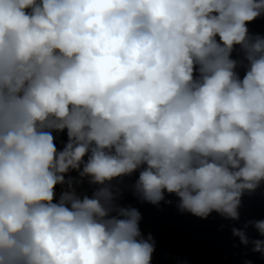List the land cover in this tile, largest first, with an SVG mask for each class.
I'll list each match as a JSON object with an SVG mask.
<instances>
[{"label":"clouds","instance_id":"1","mask_svg":"<svg viewBox=\"0 0 264 264\" xmlns=\"http://www.w3.org/2000/svg\"><path fill=\"white\" fill-rule=\"evenodd\" d=\"M261 16L264 0H0V264H151L113 183L137 172L141 201L238 221L264 184ZM249 226L264 238V220L233 236L264 254Z\"/></svg>","mask_w":264,"mask_h":264}]
</instances>
